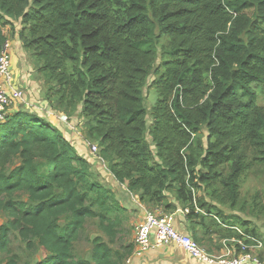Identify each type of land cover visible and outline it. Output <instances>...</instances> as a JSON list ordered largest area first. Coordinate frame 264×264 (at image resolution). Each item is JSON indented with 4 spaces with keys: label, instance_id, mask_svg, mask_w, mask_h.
<instances>
[{
    "label": "trees",
    "instance_id": "trees-1",
    "mask_svg": "<svg viewBox=\"0 0 264 264\" xmlns=\"http://www.w3.org/2000/svg\"><path fill=\"white\" fill-rule=\"evenodd\" d=\"M16 37L40 77L27 73V97L40 94L31 102L60 116L80 113L111 175L148 210H188L200 245L260 240L220 205L240 209L248 149L264 168V0H0V53ZM12 109L0 123V210L15 219L0 226V251L16 230L49 253L36 264H122L100 239L92 262L73 252L89 219L114 241L126 206L61 129L32 108Z\"/></svg>",
    "mask_w": 264,
    "mask_h": 264
},
{
    "label": "rangeland",
    "instance_id": "rangeland-1",
    "mask_svg": "<svg viewBox=\"0 0 264 264\" xmlns=\"http://www.w3.org/2000/svg\"><path fill=\"white\" fill-rule=\"evenodd\" d=\"M9 32H13L14 36L20 32V26L14 25L13 28L9 29ZM13 38V36H11ZM20 57V55H18ZM21 59V68H20V81L23 82L24 78H28L29 75L27 74L32 70L36 77L40 78L39 75L34 70V65L30 60V57L27 54H24L23 59ZM13 60V57H12ZM23 60V61H22ZM31 61V67L28 62ZM23 62H26L25 64ZM160 63V61L158 62ZM33 73L32 75L35 76ZM35 77V78H36ZM155 80V77L152 76L148 86L145 89V104L147 109L150 111L157 99V95L155 90L152 88V83ZM41 86L42 91L46 95V87L44 89V84L37 80ZM39 87V90L41 89ZM42 92V93H43ZM28 94V93H27ZM32 101L41 102L40 98L41 95L37 94L36 97L32 96ZM30 100V97H28ZM258 104L261 107H264V95L259 98ZM19 108L22 110L28 111L31 110L24 105H19ZM33 111V110H32ZM55 114L61 115V113L54 112ZM67 128H64L63 132L65 133L66 137L69 138L71 142L75 140H79L83 149L86 148L87 157H89L90 162L92 164V173L93 178H99V176H103V171L107 172L108 164L101 158L100 156V148L97 143L90 142L86 139L85 134V127L83 125L84 121L80 115V113H76L71 117H67ZM61 122V121H60ZM151 117H149V123H151ZM207 136L206 131L204 132ZM89 143L93 145H97L99 151L93 153L91 147H89ZM72 144V143H71ZM77 146V145H74ZM82 146H77L78 153ZM255 152L252 149H248L246 156L247 162L251 164V169L248 171L246 175H244L241 179V203L239 205L240 209L234 210L231 208L230 205L228 206H221L220 208L223 212L228 215L232 216L235 215L241 218L244 221H247L249 227L251 229H255L260 241L263 243V248L261 252L264 251V168L255 164L254 156ZM94 164V165H93ZM226 175L230 173L229 167H227L225 171ZM199 194L207 199L208 202L216 205V202L207 194V192L200 191ZM14 199L18 201L29 202V197L24 193H17L14 195ZM171 201L175 202L173 196L170 197ZM9 199L7 198V201ZM124 206H126L127 211L122 216V226L121 231L119 232L118 236L114 241H111V238L107 236V234L102 230L100 222L98 219H89L86 222L84 230L81 232L79 239L75 243L74 247V257L79 260H87L92 262L93 250H94V243L95 240H101L105 244L109 245V247L120 254L122 259V264H152L153 260L156 258L157 252L152 250L147 255L142 256L141 258H134V254L132 253L136 247V227L138 226V221L135 215H133V208H131V204L125 201ZM146 206V205H144ZM140 208L139 206H136ZM152 209V208H151ZM155 211V209H152ZM165 214H173L171 211L159 210ZM187 213V212H185ZM188 214V213H187ZM15 218L11 217L8 213L0 210V226L8 225L10 221H13ZM201 238L202 235H200ZM223 241L220 240L218 236H213L211 238H204L203 243L201 244L207 251L211 254H218L217 252L220 250V246ZM32 244V245H31ZM30 245L28 242L22 239L19 235V232L16 230L12 231L11 234V243L9 245L8 250L6 252L0 251V264H11L13 261L14 264H36L38 261L45 259L49 256V253L45 250V248L39 246L37 241H33ZM226 247L233 252L235 250V246L233 243H227ZM156 249V250H160ZM226 249V248H225ZM263 250V251H262ZM259 252V253H261ZM258 254V252H257ZM131 260V263H129Z\"/></svg>",
    "mask_w": 264,
    "mask_h": 264
},
{
    "label": "built area",
    "instance_id": "built-area-1",
    "mask_svg": "<svg viewBox=\"0 0 264 264\" xmlns=\"http://www.w3.org/2000/svg\"><path fill=\"white\" fill-rule=\"evenodd\" d=\"M14 50L11 40H7L0 53V123L7 120L9 109L22 104L41 114L55 115L47 103H33L28 99L25 89L17 88L13 74ZM63 116V115H62ZM59 119L67 123V118ZM93 153L99 151L97 145L89 143ZM250 241L224 240L226 251L223 254H211L203 246L187 234L179 232L175 227V216L165 214L159 210H146L144 220L136 227V248L134 258H141L151 250L165 247H177L185 251L198 264H264L259 257L263 243L254 237H245ZM233 243L235 250L231 252L227 243ZM236 245L240 252L236 253ZM258 252V254H257ZM131 263V260H129Z\"/></svg>",
    "mask_w": 264,
    "mask_h": 264
},
{
    "label": "crops",
    "instance_id": "crops-1",
    "mask_svg": "<svg viewBox=\"0 0 264 264\" xmlns=\"http://www.w3.org/2000/svg\"><path fill=\"white\" fill-rule=\"evenodd\" d=\"M19 39L16 37L15 40H13V74L15 78V84L17 88L24 89V82H21L20 77V68H21V57L23 59L24 52L20 48V43L18 41ZM20 55V57L18 56ZM23 61V60H22ZM24 64L26 62H23ZM26 87V86H25ZM22 105V104H18ZM17 111H22L19 106L14 107L10 112L14 113ZM29 111V110H28ZM41 117L45 118L47 121H49L51 124L56 126L57 128L61 129L63 132L64 128H67V124H64L63 121L59 119L60 115H51V114H40ZM64 117V116H62ZM61 121V122H60ZM68 122V121H67ZM64 136L66 137L65 133L63 132ZM67 138V137H66ZM69 142V138H67ZM72 145L82 146L79 140H75L74 142H71ZM77 146H74L76 150H78ZM86 148L83 149L80 148L79 154L89 160L90 158L87 157L86 154ZM90 161V160H89ZM94 165V164H93ZM96 182H99L107 189H110L116 196L117 199L120 201L121 204H124L123 201L130 203L131 208H133L134 212L133 215L136 216L138 223H141L144 220L146 210L148 209L144 204L141 203L139 199V195L132 193L128 190L127 184H120L117 182V180L111 175L109 169H107V172L103 171V176H99V178H95ZM136 206H139L140 208H137ZM187 212L188 210L178 209L173 212V215L175 216V227L176 229L181 233H187L193 237V229L191 221L187 218ZM159 249V248H158ZM152 251V250H151ZM157 252L156 258L153 260L152 264H198L192 257H190L185 251L177 248V247H165L161 248ZM226 251L225 247H223L221 250H219L218 254H223ZM147 255V254H146Z\"/></svg>",
    "mask_w": 264,
    "mask_h": 264
}]
</instances>
